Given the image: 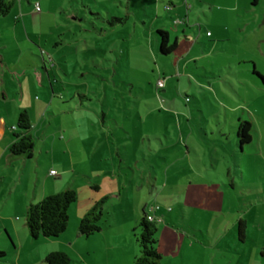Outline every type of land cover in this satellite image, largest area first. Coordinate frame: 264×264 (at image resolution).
Returning a JSON list of instances; mask_svg holds the SVG:
<instances>
[{
  "label": "rangeland",
  "instance_id": "374dc122",
  "mask_svg": "<svg viewBox=\"0 0 264 264\" xmlns=\"http://www.w3.org/2000/svg\"><path fill=\"white\" fill-rule=\"evenodd\" d=\"M19 1L9 16L0 17V64L24 56L21 41L28 39L20 31L23 24L30 33H44L50 49L58 44L56 58L66 57L67 64L56 70V77L50 73L58 95L52 112L62 113L53 123L55 137L39 144L41 155L37 152L34 160L13 168L0 165V253L4 254L0 264H47L46 258L54 252L67 254L70 264L95 260L104 264L97 258L104 255L103 234L78 237V209L107 194V172L132 175L126 160L133 164L139 143L145 144L144 153L150 155V145L156 151L160 147L155 136L169 146L171 139H178L179 131L184 142L190 138L194 164L198 158H224L233 165V173L231 181L210 182L208 199H203L209 209L202 213L182 201L179 190L183 187L178 188L176 199L165 195L174 185H186L185 179L169 183L160 199H152L155 208H160L156 213L169 217L167 224L178 238L175 249L164 239L159 251L162 264H264V152H256L257 144L241 149L235 133L240 119L264 127V83L253 73L256 69L264 77V45L252 50L249 37L254 29L245 27L253 14L249 12L251 0H24L27 12L20 11ZM37 4L40 12L35 11ZM125 17L129 19L123 25L109 24L113 18ZM160 30L168 34L169 45L177 41L170 56L160 54ZM30 44L25 45L39 56L41 51ZM46 53L49 69L53 58L49 55L48 59ZM159 82L164 85L159 87ZM74 88L89 99L82 101L88 120L83 116L79 135L65 131L73 116L64 114L68 106L63 103L72 98ZM46 96L51 98L48 87ZM251 134L256 138V132ZM51 142L58 150L55 159L46 154ZM68 142L74 143L73 156L69 151L63 153L62 146ZM262 144L264 148V136ZM178 150L162 149L157 161L171 160ZM192 168L197 174L198 168ZM51 170L57 176H51ZM161 176L164 184L165 175ZM168 176L180 174L171 171ZM36 180L41 189L48 180L47 194L56 192L50 188L56 184L57 190L72 189L78 195L69 211L68 229L58 238L34 240L26 227L25 202L27 196L34 197ZM214 184L224 185L218 191ZM101 185L105 192L95 189ZM141 199L136 197V203H142ZM36 200L35 204L41 199ZM241 219L247 223L246 242L238 236ZM163 224L157 225L158 233ZM129 234L131 243L139 248L138 226ZM158 238H162L160 234ZM117 257L111 259L112 264H127Z\"/></svg>",
  "mask_w": 264,
  "mask_h": 264
},
{
  "label": "crops",
  "instance_id": "0c3cea01",
  "mask_svg": "<svg viewBox=\"0 0 264 264\" xmlns=\"http://www.w3.org/2000/svg\"><path fill=\"white\" fill-rule=\"evenodd\" d=\"M23 1L24 0L19 1L20 11L27 12L28 7H26L27 5L23 3ZM184 1L186 2V0ZM29 6H31V4H29ZM258 10H262L263 13L260 15L257 14ZM249 12L253 14H251L252 17L249 18L248 21L246 20L245 27H253L252 29H254V31L250 32L249 38L251 39L250 42L252 50H257L264 45V0H251ZM22 28L23 30L20 31H22V34H25V37L28 40L21 42H24L25 44L27 43L30 47V43H32L41 51V54L39 56L35 55L34 48H30L29 46L24 44L22 48V55L24 54V56L19 57V60H15L14 62H1L0 64V165H5L7 167L11 166V168L15 167L16 164L18 165L21 162L26 163L30 160L23 158L11 159L9 154V148L15 141L13 135L17 132L16 129L18 125V119L21 113H28L32 124L31 134L36 141V150L32 160L36 158L37 152L39 156L41 155V152L39 151V144H41L42 142L48 143V140H51L52 136L55 137L54 133L56 132V127H54L53 123L55 122L57 117L60 118L62 113L54 114L52 112L53 104L58 95H56L55 93L53 81L50 78V73L52 72V75L56 77V70L61 68L64 69L66 67L65 65L67 64V62H65L66 57L56 58L57 53L54 52V49L56 48V46H58V44H55V47H52L50 49L48 45L49 41L45 40L44 33H30L28 32L25 24L22 25ZM209 34L210 32H207L208 36ZM45 50L47 51V58L49 59V55H52L51 57L53 58V61L51 62L52 64H50L49 69L47 68L48 61L45 60ZM48 52L50 54H48ZM51 52H53V54H51ZM25 53L27 55H25ZM55 58L58 60L56 61ZM26 59L28 60L26 61ZM254 71H256V69ZM55 83L61 84V82L57 80H55ZM45 87H48L51 90V98L47 96L45 98ZM78 91L79 90H76V88H74V90L72 89V98L68 102L63 103L65 106H68V110H64V114H66L68 117H73L71 122L67 126V129L65 130L64 128L62 133H65V131H69V133H77L79 135L82 132L81 127L83 116L84 119L88 120L85 111L83 112L82 110V108L84 107L82 101L83 99H89ZM38 94H41V96H38ZM82 96H84L85 98H83ZM61 101L65 102V98H61ZM233 113H237V111H234ZM105 118L106 116L103 115V119ZM94 119L95 120L93 122L95 126L97 125V118L94 116ZM255 125L256 124L253 125L252 132H256L257 136L256 138L253 137L252 142L249 145H259V148H256V150H258L256 152L258 154H262L264 152V148L262 146L264 127L260 126L259 128ZM233 129H235V127ZM259 134L260 136L258 137ZM173 135L176 136L177 134L174 133ZM178 136V139H180L179 142L178 139H171L173 143L169 144V146L164 145L161 138L155 136V139L160 143V147L157 148L156 151V148L150 145L149 152L152 153L150 155L144 153V151L146 150L145 144L139 143L136 148L140 154H136V157H134L135 160H133L132 162L133 164L129 165L128 163L130 160H126V165H128L127 168L132 171L131 176L126 171L122 172L121 175L119 174V171H117L115 175H113V172H107L110 174L109 177H105L106 184H108L106 185L107 194H103L104 196L102 195L100 200H102L103 198H112L113 200L106 205L103 216L104 221H102L103 223L101 233L103 235H101V240L103 243L102 245H104V251L101 254L104 255L97 257L100 258V261L102 260L104 264H112L114 261H112L111 259L116 258L117 256V258L124 260L127 264H133L135 262L136 258L140 254V250L137 243H131L129 233L132 229H135L137 226H139L140 220L142 218L141 211L142 214L147 213L148 215L152 216L156 220L158 225L166 223L165 226L163 224L164 227L162 229L160 228V232L158 233V235L160 234V236L162 237L158 238L159 251L161 252V249H163L162 243L164 239L168 241L169 245L173 243V249L176 248V242L178 239L177 233L172 228V226H169L167 224V219L169 217L161 216L160 214L158 215V213L156 212L159 211L160 208H155V206L152 204V199L158 200L163 194L167 192V185L169 183H183V180L185 179L186 185H174V189L172 191L170 189V191H168V195H165L170 198L172 197L176 199V194L180 191L181 193L179 194V196L183 198L182 201H184V203L187 205L193 206L194 209H197L200 211V213H202L204 211V208L209 209L208 205L203 199H208V196L210 194V182L219 181V183H224V181L226 180H232L231 176L233 173V165H230L231 162L226 161L224 158L222 160L220 158H217L211 161H209L208 158H204L203 160L198 158L195 161L196 164H194L193 160L190 159V156L192 155V150L189 142L190 138H188V140L184 142L180 131L178 133ZM129 137L131 138V136ZM60 138L64 139L63 136H61ZM165 138L168 139L167 136H165ZM45 140H47V142H45ZM55 142H51V145H49L51 151L46 153L47 156H52L51 159H55L58 156V150L56 148ZM73 146L74 143L72 142H68L67 145H63L62 147L65 150L63 151V153L67 154L66 151H69L73 156L75 149ZM127 147L130 149V144H127ZM111 149L113 150L112 146ZM162 149H164L165 151H175L177 149L179 150L176 155L171 157V160L165 158L162 159L164 162L162 164L161 162L157 161V157L162 155ZM118 154L121 153L118 151ZM141 154L143 157L142 159L139 158ZM233 157L235 158V156ZM213 162L221 166L222 169L216 168L214 164L212 165ZM122 165L123 160L121 159L119 167H122ZM194 165L198 168L197 174L194 173V170H192V166ZM165 167L170 168L168 170H164ZM52 171L55 170H51V172ZM171 171L179 173L180 176H170V180L168 174ZM202 172L205 174L203 175ZM162 173L163 175H165L164 181L166 182L164 184L161 183ZM222 175L224 176V178L222 177ZM55 176H57V174ZM48 180H46V182H43V185H41L42 189L37 186V180L33 182V192L34 194H36V196L33 194L34 197L31 199L27 196L25 202L26 211L30 204H35L34 201L38 199V197L39 199L43 200L50 195L62 192L60 190H57V185L55 184V186H51L50 188H52L53 190L56 189V192L47 194L46 190L48 189ZM234 181L235 180L233 179V182ZM195 185L196 187H198V189L193 188V186ZM214 185L219 191L220 189H222L224 184ZM97 187V191H99L100 193H102V191L105 192L102 185ZM179 187H183L184 189L182 188V190L178 191ZM218 191L216 192L217 196L219 195ZM136 197L142 198V203L140 202L139 204H137ZM131 198H133L134 203H132V201L130 200ZM191 199H193L194 204L191 202ZM113 201L115 202L114 204L112 203ZM93 205L94 204L78 209L77 214L79 216V220H82L84 215L93 207ZM171 219L172 218H170V221ZM104 224H106V228H103ZM95 261L92 262V264H100L97 260ZM250 264H252V262Z\"/></svg>",
  "mask_w": 264,
  "mask_h": 264
},
{
  "label": "trees",
  "instance_id": "16d2710c",
  "mask_svg": "<svg viewBox=\"0 0 264 264\" xmlns=\"http://www.w3.org/2000/svg\"><path fill=\"white\" fill-rule=\"evenodd\" d=\"M16 5V0H0V17L5 18L11 14ZM129 17L124 19H115L109 22L111 26L116 23L125 24ZM157 34L161 38L160 54L162 56H170L177 49V41L169 45L168 34L165 31H158ZM264 83V78L253 72ZM85 98L84 96H82ZM253 125L250 122L239 121L237 126L236 136L239 142V147L249 145L252 142ZM32 124L27 112L20 114L16 133L13 135L14 143L9 148L11 159H32L35 153L36 141L31 134ZM98 190V187H95ZM78 195L76 191L68 189L60 193L50 195L37 204H30L26 211V227L31 238L34 240L40 237L58 238L63 235L69 226L70 216L69 211L71 206L77 202ZM108 203V198L96 202L93 207L82 218L78 236L89 238L102 231V221L105 212V207ZM157 222L148 220V214L143 213L138 228L140 235L138 244L140 254L136 258L134 264H162L163 257L158 249V227ZM247 223L244 220L238 222V236L241 242L246 241ZM0 255H4L0 253ZM47 264H70L69 256L62 252L51 253L45 261Z\"/></svg>",
  "mask_w": 264,
  "mask_h": 264
},
{
  "label": "built area",
  "instance_id": "2783aa9c",
  "mask_svg": "<svg viewBox=\"0 0 264 264\" xmlns=\"http://www.w3.org/2000/svg\"><path fill=\"white\" fill-rule=\"evenodd\" d=\"M35 11H36V12H40V11H41L40 6H39L38 4L35 5ZM209 35H210V34H209ZM163 85H164L163 82H159V87H162ZM51 175H52V176L56 175L55 171H52V172H51ZM148 220L151 221V222H156V220H155L152 216H150V215H148Z\"/></svg>",
  "mask_w": 264,
  "mask_h": 264
}]
</instances>
